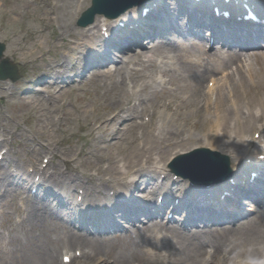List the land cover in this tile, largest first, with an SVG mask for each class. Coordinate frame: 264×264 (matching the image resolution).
<instances>
[{
  "label": "bare ground",
  "instance_id": "1",
  "mask_svg": "<svg viewBox=\"0 0 264 264\" xmlns=\"http://www.w3.org/2000/svg\"><path fill=\"white\" fill-rule=\"evenodd\" d=\"M88 2V0H76V3L73 4L71 2L68 3L66 10H67V17L68 21L65 19H62V24L60 26V36L61 41L56 44L57 47V57L52 60L49 54H45L46 47L49 45V42L47 41L46 37L49 32L52 30L53 24L57 23L59 18L58 10L59 8L62 9L61 6H58L55 2H51L50 0H41V3L37 5H34V0H28L25 2V8L23 11H16V14L18 17L23 16L24 18L30 19L31 15L37 11H39V14L43 17L40 19V25L38 28L34 31V36L31 37V40L34 41L38 38H43L41 42H35L36 46L33 49H30L28 52L23 53L21 51H16L13 53L16 57L23 60L22 63L26 64H32L34 62L38 61V58L36 57L38 53H41L40 63L49 66L51 70L58 68L56 72H54V75L62 76L66 73V64L63 59H66L70 54H75L80 51L81 47L88 48V56H91L94 54L95 47L98 46L102 41L103 38L101 37V30L103 29V26H107L111 28L113 26V22L109 18L102 17L100 15L94 24L84 27V28H78L73 26V23L75 22V19L80 11L81 8L84 7V5ZM167 2V0H166ZM170 5L173 4V0H168ZM4 3V2H3ZM5 5V3H4ZM9 4H6L5 6H8ZM158 6V5H157ZM162 6V5H159ZM184 6L187 11H189L191 16V19L193 23H201L207 20L206 17H201L202 14H208L210 9L215 6V1L213 0H205V1H191L190 0H184ZM78 7L77 9H75ZM139 8V7H138ZM138 8L135 10H131L130 14L135 16V18H138ZM75 9V10H74ZM159 8H154L153 11H157ZM82 11V10H81ZM153 15H155V12H153ZM184 17H187L186 14H184ZM40 18V17H39ZM127 18V15H126ZM123 22V20H126L125 17L118 18ZM173 22V19L167 15L162 16H152L148 17L144 20L142 25L140 26L139 30L142 33H146L147 35L153 34V36H156L159 29L166 28L169 24ZM118 28L119 26L115 24V28ZM114 28V29H115ZM111 31V30H109ZM237 30L230 31L228 33H222L221 36H228V39H231L229 36H235L233 39L234 41H225L222 46L219 48L218 51L222 50H228L232 47L234 56L232 55L231 58H241L242 65L244 64V68L242 71L247 74L245 76H240L238 81L231 82V84L225 88L227 89H221L216 94V98L213 99L212 95L214 94L215 88L210 89V94L205 95L204 101V107L209 108L211 104L216 102L214 104L215 110V117L216 119L213 121V126L217 127L218 129L229 127V121L227 118H229V114L231 112H234L233 119L236 121L239 120V115L243 116L245 120L244 127L238 126L237 132H239L242 135L233 133L230 129H228V132L225 135L217 134V136L212 134V131H210L209 136L206 139L207 145H212L216 148H219L221 151L231 152L234 156V163L233 167L238 165V162L242 161L244 158H251L254 165H261L263 162L260 159L261 151L258 150L257 147L251 142L248 144L245 143V140L249 138L247 134H244V130L246 127L253 128L254 126H260L259 120L260 117L257 114L258 111H256V107H250L247 109V111L244 109L245 107L250 105L249 100H244L242 102L241 100L243 97L240 98L238 95L239 91L245 90L247 87L253 88L257 90L260 86L259 83H264V60L262 61L259 57H253V53L250 47L254 46L255 43L250 42L249 40H246L245 38L240 37V34H238ZM253 37L252 34H250V39ZM110 39L104 40L105 42H109ZM246 45V47L244 46ZM257 45V44H256ZM146 54L145 51H140L137 55H144ZM216 57L219 56L218 52H215ZM207 60V59H206ZM53 61V62H52ZM204 61V59H203ZM258 61H262V63L259 64ZM156 63V59L153 58L151 60V65H154ZM226 60H223L221 58L215 60V62L212 64V67H205L204 70H202L198 75L194 76L196 85L192 86L191 89V97H194V94L196 91L199 92V86H202V74H205L207 71L209 72H216L217 70H222L225 68ZM212 69V70H211ZM118 71L119 79H115L114 82L116 85L120 87V90H125L127 93V98L131 99V93L129 89L124 86L125 83V74L121 73L120 70ZM138 77V74L136 75ZM201 79V85H199V80ZM227 90V91H226ZM225 91V93H224ZM261 91V88H260ZM222 93H224L222 95ZM242 93V92H241ZM243 94V93H242ZM244 98H247L245 94H243ZM111 102H120V100L123 99V97L114 98L113 96H109ZM197 99V102H200V99L198 96L194 97ZM182 101H187L186 98H183ZM225 102H230L234 106L231 107L230 105L225 106ZM112 108L110 110L109 107H105L104 112L98 113L96 116V120L101 122L98 127H102L104 132H106V135H110L112 131L110 130L108 125L102 126L103 122H107L108 118L112 115L114 106L110 105ZM158 107V106H157ZM156 107V108H157ZM167 108H171V104L169 103ZM198 105L196 106V108ZM258 108V107H257ZM231 109V112H229ZM264 109V106H263ZM238 114V115H237ZM177 113L175 110L172 112L173 121L175 119L177 120ZM230 119V118H229ZM167 121V117L165 113H163L159 118L157 122H165ZM172 121V122H173ZM180 124V123H176ZM238 124V123H237ZM264 124V123H263ZM171 133V132H170ZM213 135V136H212ZM221 136H224L221 138ZM215 137V138H214ZM229 137V140H222L227 139ZM253 138V137H252ZM174 138H170V143L167 144L168 138L166 135L159 136L154 133L148 134L147 143L148 146L145 147V142L140 144L139 150L137 151V154L133 157H130L129 153H124L122 157H117L116 155H108V156H102L100 159L102 163L96 164L95 169H86L82 170L81 166L78 162L74 161L71 156H67L66 160V166L56 163L54 166L56 167V170L59 173L58 178L56 179H50L51 181V187L58 192H66L68 190H77L78 188H83V200L86 199L85 203L89 202H95L100 204L101 206L106 204V199H103L101 194H105V198H107V195H110L108 193L109 188H114L116 191L119 182H121L122 178L127 177L129 173V168H132L133 165H137L140 162V157L148 154V159L150 162H154L155 160H162L167 162V160L163 157V154L167 147L172 148L169 154H174V147L179 146L178 142H173ZM42 151L49 152L47 149V146H42ZM192 145L190 146H181L179 152L186 151L190 149ZM52 153H55V151H52ZM89 153V150H86L85 152H82L83 155ZM5 154V153H4ZM4 156V155H3ZM132 159V164H131ZM3 160L8 161V157H3ZM79 160V159H78ZM107 163V164H105ZM0 168L5 173V179L4 183L0 184V191L4 190L5 192V198L0 199V203L2 206L4 204L7 205H14L15 202H13V195L14 192H20L22 190V183L20 182L21 178L23 180V170L19 167H16L13 163L11 166H3V164H0ZM261 171L263 172L264 167H260ZM24 182V180H23ZM12 185V186H11ZM15 185V186H14ZM261 191H264V175L262 176V181L259 183ZM110 190V189H109ZM113 192V194L115 193ZM197 193V196L205 200L206 206L203 208L205 211L220 209V207L225 208V206L222 205V202L218 197H211L207 198L205 197V194L200 189L194 190ZM261 191H253V195L257 198H259L261 195ZM113 194L111 196H113ZM115 195V194H114ZM11 198V199H10ZM33 203L31 209L28 211L27 216L23 219L24 222H34L39 225L40 229H44V226H46L49 223L50 219H57L52 206L48 203L47 200L40 199L39 197H32ZM209 200H212L211 203ZM231 209L230 211L233 212L234 215H238L239 208L236 204L230 205ZM2 212V211H0ZM256 212L258 210L256 209ZM60 217L58 216V219ZM102 218V217H101ZM262 221V224L259 223ZM60 222V221H59ZM246 222L248 223V227L246 230L243 231L242 235L245 238H256V237H262L264 240V233H263V226H264V216L256 217L253 215L252 217H249ZM245 223V222H244ZM258 227V228H257ZM54 231L57 233V237L60 241V243L55 247V249L52 251V253L49 255V251L46 250V247L49 243V236L48 232L45 230L44 234L40 239H42V242L38 245H35L32 249V252L30 255H28V250L24 249V242H21L18 244L17 249L9 250V251H2L0 250V264H41L43 261V257H46L49 255L46 259L49 261H52L55 259L56 252L59 249L60 246L66 245V244H72L77 242L78 245L83 244L85 248H87L85 252L86 259H100L99 264H107L108 262H114L115 257L113 260L108 261L111 259L110 256L105 257L104 259L102 256L105 254L102 252L104 247V242L101 241H95L92 240L88 232L90 229L83 228L81 231L75 232V231H69L65 230L61 227H54ZM178 238L181 239L179 242L182 252L184 254L183 263H186V256L190 252L194 250L196 252L198 249H201L206 238L207 237H200L196 238L195 240H186L184 236L179 235ZM185 239V241H184ZM193 243L189 248L186 246V243ZM80 243V244H79ZM57 243H53L55 246ZM257 244V243H254ZM195 248V249H194ZM253 248V247H251ZM194 256V255H193ZM191 259V258H190ZM177 261V259H174ZM189 260V259H188ZM108 261V262H107ZM237 264H248L247 260H240ZM264 264V263H263Z\"/></svg>",
  "mask_w": 264,
  "mask_h": 264
},
{
  "label": "rangeland",
  "instance_id": "2",
  "mask_svg": "<svg viewBox=\"0 0 264 264\" xmlns=\"http://www.w3.org/2000/svg\"><path fill=\"white\" fill-rule=\"evenodd\" d=\"M65 1L70 2L72 0H65ZM14 3H15V5H21L22 2L17 0ZM34 5H36V4H34ZM4 7H5V5L0 0V24H1L0 25V38H6L8 40V42H9L8 52H9L10 49H15L16 42L20 41L23 36L27 35L28 31L31 28L34 29V26L23 25L22 24L23 18L21 16L18 17L17 14L15 13L16 11H13L11 13H6L4 11ZM15 8H17V6ZM58 13L60 16H62V19H64V11H59ZM62 19H61V22H62ZM61 22L60 21L57 22V26H59V24ZM26 23L27 22H25V24ZM2 25H4L5 28ZM10 38H11V41L9 40ZM24 44H28L27 47L33 46V44L29 41V38L25 39ZM230 63H233V60H231ZM28 69H29V67H28ZM89 74H90L89 70L83 71L80 75L82 82H75V84L70 85V86H75L78 89V92H77V95L75 98H71V95L67 91V89L63 88V90L58 91V88H57L55 90L57 95L62 93V97L63 96H64V98L68 97L66 106L64 107V109H60L61 113H66V112L69 113V115L65 116V117L61 116V114H59L60 117L57 118L58 112H55V111L50 112V113H49V110L39 111L40 108H43L47 105V102H44V101L40 102V100L37 99L38 98L36 95L37 90H33L34 94H32L30 96L26 95V96L22 97L19 102L16 101L15 99H13L11 101V103L0 100V107H2V109L4 110L3 117H2L1 122H0V134H2L4 129H7V134H14V132L17 129L16 128L17 127L16 121L19 120V118H21V117H24L30 121V122L27 121V122L23 123V129H22V132L28 135L30 143L26 144V143L22 142L23 135L17 134L16 135V144L18 146L16 147V149H13L15 154L12 155V157H10V159H12L13 161H16L20 164V168L23 171H24V169H23L24 163L27 166L31 167L32 164L35 165L36 162H38L40 168L48 169V164H49V160H50L51 156L50 155H45V156H39L38 155V148H37L38 141H40L39 144L41 142H43L45 144L48 143L52 149L58 150L60 156L77 155L78 154L77 153L78 147L83 146V150L87 149L93 153L92 155H87V156L80 155V158L83 159L82 167H84V168H89L96 161V155L97 154L108 155L111 153L113 155H116V154H119L123 151H133L135 149V146H138L137 143H136V145L134 143L130 144V141H131L133 135L131 134L128 127L125 128L126 127V125H125L126 121H122V123L120 124L119 120H116L114 122H110V124H111L113 129L120 127V129H122V132H120V133L117 132L115 134L113 133L112 135L107 136L104 140V143L88 141L85 139V137H81V139L76 143L74 142L73 136L77 132H79V130L81 128H88V127L90 128V119L94 118V116H95L94 114L104 112L105 107H109L110 110L112 109L110 107V105H111L110 101H108L106 98H104L102 95H100L101 93L99 92V90H103V87L100 86V83L97 82L95 78L90 77ZM207 75H208V73L206 75H204L203 78L205 79V77ZM70 76H72V75H70ZM184 81L186 84L191 83L189 79H185ZM5 85H7V84H5ZM47 85L48 84H44L42 87L44 89H47L48 88ZM36 86H37V84L34 85V87H36ZM259 86H260L261 91H262L261 94H257L253 90V88L247 87L248 90L247 89L245 90L248 93L247 98H244L243 94L241 93L242 91L238 92V95L240 96V98L243 97V99L241 100L242 102H244V100H249L251 102V104L249 106L244 108L246 111L250 107H256L257 104L260 102V100L258 98L264 97V83L263 84L259 83ZM188 93H190L189 89H187V94ZM224 93H225V91H224ZM224 93H222V95ZM146 94L148 96L147 98L151 102H154V101L156 102L158 100V98L161 97V95L163 97H166V96H164L165 94H161L158 97H155L154 94L149 95L147 91H146ZM184 94H186V92H185V90H182L177 95L179 97H183L182 95H184ZM195 96H196V93L194 94V97ZM194 97L190 98V96H189L187 98V101H183L180 103H179L178 99H176L175 102L172 103V107L170 109L162 110L167 117L166 125L163 126L164 127L163 132H158L157 130H155V127H154V125H155L154 121L156 120L158 115H154V116L151 115V119L149 121L150 123L148 124L146 131H148L149 133H155L157 135L161 134V135H168V136H172V137H178L179 136L178 139H180V141H182V142H187L186 144L188 146L191 144V142H199L197 140L206 141L207 137L210 134V131H212V134L225 135L228 132V129H230L233 133L240 134L236 130H237L238 126H244V124H243L244 117L243 116L239 115V120L236 121L235 119H233V116L235 114H234V112H231V109H230V111H229V112H231L229 114L230 119L227 118V120H230L229 121L230 126L226 127V128L218 129L217 127L213 126V121L216 119V117H215L216 115L214 113V110H215L214 104L216 102L213 101V103L211 104V106L209 108H205L204 102H203L204 100L197 102V99H195ZM175 98H178V97H175ZM215 98H216V95H215ZM34 99H36L35 103H37V108H35L34 106L26 105V103H31L32 100H34ZM197 105H198V107L196 108ZM224 105L225 106L230 105L231 107L234 108V106H232L230 104V102H225ZM173 110H175L177 115H178L177 120L175 119V121H173V117H172ZM88 114H91V115L87 116ZM35 115H41V118L37 119L34 122L32 120L34 119ZM149 118L150 117L148 115H145L143 117V120L148 121ZM176 123H180V124H176ZM245 130H249V128L246 127ZM253 130H254V128L250 129L249 131H253ZM141 131H142V128L136 134L137 140H140V139L144 140L145 144L148 146V143H147L148 135L140 137ZM101 132L102 131H99V130L94 131L95 134L101 133ZM103 136L105 137V135H103ZM10 137H11V135L9 136V138ZM12 137H14V135ZM223 137L224 136H221V138H223ZM0 138H1V136H0ZM222 140H225V139H222ZM113 144H115V146H112ZM178 147H181V146H177L176 148H178ZM4 150H6V148H4ZM169 151H170V149L166 148L163 156L167 155L169 153ZM146 157H148V154L143 156V158H146ZM146 172H147V168L138 169L136 171V173H138L139 175H144ZM3 198H4V196L0 195V199H3ZM246 207H247V205H243L242 210L246 209ZM257 207L262 209V206L261 207L257 206ZM1 209L2 210L4 209L5 211L0 213V229L4 228L7 225L8 221H10V218H11V216L6 215V211L11 209L10 206H6V207L2 208V204L0 203V210ZM253 214L254 213L252 212L250 216H252ZM262 215L264 216V213L256 214L255 218L260 217ZM32 223H33V229H35V230L29 232L26 235H23L22 238H20V240H15L14 241V247L12 249H15L16 247H18V244H20L21 242H24V244H23L24 249L28 250L27 253H28V255H30L33 247L42 242V239H40V238L42 237L44 232L42 234L40 232L39 225L34 223V222H32ZM259 224L261 225L262 221ZM47 225L44 226L43 231L49 230L51 232V230L47 227ZM232 226H233L232 228H229L228 230H225L222 232H206L205 233L203 231H200L199 237H207L208 239H206L205 241L216 240V241L221 242L223 240L229 239V240L234 242L236 249L239 251L244 250L245 247L250 246L253 243H257L261 240L260 237L245 238V237L240 236V233H242L244 230L247 229L248 224H247L246 229L244 228V226H241L239 228L237 226H234V225H232ZM133 228L134 229H132L130 231L131 232L129 234L130 237L132 236V234H135V232H136V230H135L136 227L133 226ZM263 230H264V227H263ZM140 232L141 233H147L148 235L151 233V231H149L147 229L141 230ZM48 236H49V240H50V234L49 233H48ZM197 237L184 236V238L186 240L187 239L188 240H195ZM105 238H106L107 242H109V241H111L117 237L114 235L112 236V235L108 234ZM119 238H120V240H123L125 237H119ZM139 238H141V237L139 236ZM139 238H137L136 240H132V241L128 242V245H131L132 248L127 247V248L119 249L118 251L122 254H119L117 260H119L122 263L126 259L125 257H123V254H127V252H129L130 250H134L133 247L137 245V240ZM185 239H184V241H185ZM93 240L97 241L98 239L95 238ZM148 240H151V238H148ZM151 241H154V240L152 239ZM180 241H181V239L178 237H175V238L171 237L167 240V242L165 241V245H168V246L174 245L181 252L180 256H178V254H175L174 252H172L171 249L162 248V250H161V253L165 256H169L172 258L177 257V261L176 260L171 261L170 264H184L183 261L181 262L184 254H183L181 246L179 244ZM0 242H1V236H0ZM76 243L77 242L72 243V244H76ZM125 243H127V241ZM50 244H51V241H50ZM50 244L46 247L47 251H49ZM192 244L193 243L187 242L186 246L189 248ZM104 248H105V246H104ZM0 249H3V248L0 246ZM190 250L191 249H189V253L186 256L187 259L185 260L186 261L185 264L195 263L197 256H200L203 253L204 245L202 246L201 249H198L196 252H194V250L192 252H190ZM254 255L258 256L256 254H254ZM47 256H49V255H47ZM249 257H253V254H250ZM43 259H45V257H43ZM43 261L41 262L42 264H44ZM119 261H117L115 263L119 264ZM115 263H107V264H115ZM1 264H3V263H1Z\"/></svg>",
  "mask_w": 264,
  "mask_h": 264
}]
</instances>
